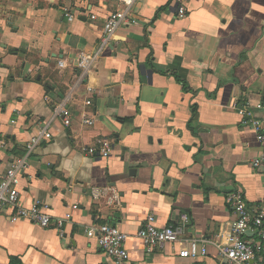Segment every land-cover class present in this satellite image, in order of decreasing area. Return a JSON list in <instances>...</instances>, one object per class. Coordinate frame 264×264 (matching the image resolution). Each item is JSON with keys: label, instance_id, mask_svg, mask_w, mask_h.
<instances>
[{"label": "crops", "instance_id": "0c3cea01", "mask_svg": "<svg viewBox=\"0 0 264 264\" xmlns=\"http://www.w3.org/2000/svg\"><path fill=\"white\" fill-rule=\"evenodd\" d=\"M176 2L136 0V24L84 75L79 55L99 49L117 3L0 0V180L58 106L72 119H54L18 186L24 208L39 202L72 220L61 234L0 208V264H111L87 237L97 224L130 235L129 264H228L213 244L197 259L148 255L136 235L150 214L159 227L187 214L188 236L222 244L229 193L240 186L248 203H264V165L253 167L262 146L235 109L264 102V0H185L184 18ZM103 139L114 145L109 158L85 153Z\"/></svg>", "mask_w": 264, "mask_h": 264}, {"label": "built area", "instance_id": "2783aa9c", "mask_svg": "<svg viewBox=\"0 0 264 264\" xmlns=\"http://www.w3.org/2000/svg\"><path fill=\"white\" fill-rule=\"evenodd\" d=\"M109 1L117 3L119 8L111 12L106 19L99 49L95 53L84 52L79 55L78 67L84 75L95 69L103 51L117 42L116 36L121 27L136 24V19L132 15L136 0ZM184 1L177 0L176 2L177 15L180 18L188 14ZM69 18L72 19L73 16L69 15ZM89 92L92 93L93 89L89 88ZM86 105L92 106V102L87 101ZM235 109L241 119V126L244 129H251L262 146L260 157L253 161V167L259 168L264 165V102L255 106L245 103L236 106ZM56 118H60L66 127L72 125L66 103L56 108L49 123L43 125L40 131L28 141L24 154L12 161L5 176L0 180V208L13 209L19 219L30 221L42 228H49L55 224L59 232L63 234L64 224L72 220L71 213L66 214L64 218L53 219L39 202L34 203L31 208H24L21 205L18 190L21 179L30 168L34 151L43 142L52 139L50 127ZM80 122L83 126L93 127L96 120L91 115L83 114ZM2 147L3 145L0 144V150ZM113 148L111 141L103 139L84 151L91 157L109 158ZM227 203L233 222L230 235L225 243L216 244L205 237L188 236L186 229L191 220L187 214H183L179 221L164 227H159L155 215L150 214L136 236L142 241L145 253L148 255L157 252L164 253L167 249H171L181 258L197 259L207 255V245L213 244L217 247L220 257L226 259L228 264H264V203L254 205L248 203L245 191L240 186L228 194ZM86 234L88 238L97 241L111 264H129L130 255L127 242L130 235L122 232L117 225H92L88 227Z\"/></svg>", "mask_w": 264, "mask_h": 264}, {"label": "water", "instance_id": "95a60500", "mask_svg": "<svg viewBox=\"0 0 264 264\" xmlns=\"http://www.w3.org/2000/svg\"><path fill=\"white\" fill-rule=\"evenodd\" d=\"M15 1H19V0H15ZM121 159L124 162V172L135 176L137 174V171L135 173V169H137L138 166L130 163V156L123 155L121 156Z\"/></svg>", "mask_w": 264, "mask_h": 264}]
</instances>
